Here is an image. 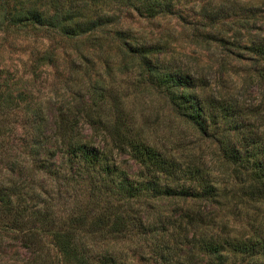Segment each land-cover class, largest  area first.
Returning a JSON list of instances; mask_svg holds the SVG:
<instances>
[{
	"label": "trees",
	"instance_id": "1",
	"mask_svg": "<svg viewBox=\"0 0 264 264\" xmlns=\"http://www.w3.org/2000/svg\"><path fill=\"white\" fill-rule=\"evenodd\" d=\"M0 1V29L38 28L73 42L85 36L91 48H101L97 29L115 22L107 11L90 13L76 0ZM113 1L143 18L172 13L174 6V0ZM223 4L202 7L210 27L233 14ZM236 14L235 36L253 7L240 3ZM113 34L117 59L137 63L144 84L164 96L171 115L210 142L238 200L263 205L264 131L253 126L245 106L205 95L202 78L158 59L159 43L133 38L122 27ZM235 36L230 41L217 34L213 40L252 54L258 67L249 79L264 80V35L250 34L244 41ZM74 50L81 61L79 48ZM41 56L54 59L45 51ZM0 82V238L15 240V264H264V227L246 232L208 218L206 205L227 194L204 170L200 154L186 153L192 148L179 141L174 149L159 146L151 131L133 126L117 102L105 108L101 80L86 87L76 106L51 112ZM12 116L20 128L12 126ZM18 129L24 130L20 160L7 149L9 132ZM128 161L135 169L124 165ZM141 241L148 242L147 251ZM46 244L54 250L51 259L44 257Z\"/></svg>",
	"mask_w": 264,
	"mask_h": 264
},
{
	"label": "rangeland",
	"instance_id": "2",
	"mask_svg": "<svg viewBox=\"0 0 264 264\" xmlns=\"http://www.w3.org/2000/svg\"><path fill=\"white\" fill-rule=\"evenodd\" d=\"M5 1L12 5L23 0ZM74 2L90 8V13L107 11L111 19L115 20L97 29L101 48H91L85 36H79L77 42H73L61 40L51 32L47 35L49 32L43 33L38 28H2L0 81L9 85L13 93L19 92L25 102L29 100L32 105L40 103L46 111L51 112L60 106H76V101L84 95L86 87L96 79L101 80L108 94L102 103L105 108L117 102L130 116L133 126L151 131L154 135L151 134V137L159 146L174 149L179 141L185 149L192 148L190 151L185 150L186 153H193L194 156L200 154L204 170L210 173L211 179L225 188L227 194L218 204L206 205L208 218L212 217L219 224L226 222L246 232L256 226L264 227V204L238 200L235 196L236 188L230 182L226 183V169L217 162L210 142L185 129L179 119L171 115L164 96L144 84L137 63L117 59V44L113 34L114 29L122 27L127 28L133 38L159 43L162 52L157 57L160 61L170 60L172 64L202 78L205 95L236 99L248 110L247 116L253 126L264 131V80L249 79L258 67L257 61L244 50L213 40L217 34L228 39L231 35L235 36L234 30L239 19L236 13L240 3L250 4L254 14L248 24L236 32V36L244 41L250 34L264 35V0H174L172 13L159 14L153 18L138 17L133 10L126 11L121 3L113 0ZM220 3H224L226 8L232 6L233 14L210 27L201 17L202 7L213 8ZM77 47L81 61L75 56L77 52L74 49ZM44 51L54 56L53 61L46 62L42 58ZM24 101L19 104L21 111ZM14 118L10 117V123L17 127L19 120ZM80 125L81 131L89 134L87 124L80 121ZM24 127H27V123ZM23 131L18 129L9 132L7 149L9 155L17 160L21 159L19 141L23 139ZM182 131L183 137L178 138V133ZM170 132L172 135L167 137ZM124 165L135 169L131 161ZM163 204L172 207L168 201ZM194 204L202 206L199 202ZM15 244V240L7 234L0 238V264H15L11 258ZM139 245L147 251V241H141ZM43 254L46 259L54 256L50 244L44 246ZM18 256H22L20 250Z\"/></svg>",
	"mask_w": 264,
	"mask_h": 264
}]
</instances>
